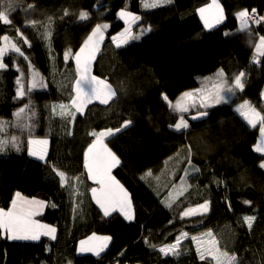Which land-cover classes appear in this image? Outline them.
<instances>
[{
	"label": "trees",
	"instance_id": "trees-1",
	"mask_svg": "<svg viewBox=\"0 0 264 264\" xmlns=\"http://www.w3.org/2000/svg\"><path fill=\"white\" fill-rule=\"evenodd\" d=\"M142 1L0 0V10H7L8 3L18 8L10 14V24L0 21V39L7 36L20 47L31 70L47 85L17 100L18 72L9 63L0 70V121L10 122L2 139L18 135L11 123L19 105L30 100L35 112L28 121L33 124L31 137L26 132L19 150L9 144L0 151V208L7 211L19 192L44 201L46 207L36 218L57 228L54 241L44 236L39 241H9L0 232V264H213L201 260L192 246L178 255H162L159 248L172 244L181 232L193 235L221 229L227 252L240 264H264V168L260 167L264 155L255 151L259 126H248L236 112L245 101L259 109L264 85V56L259 57V65L252 62L257 40L250 31H239L236 14L255 9L264 16V0H218L225 19L210 29L199 15L209 0H169L150 10L142 8ZM123 10L139 17L135 29H149L116 48L111 37L124 28L117 17ZM81 12L88 18L80 20ZM100 23L109 27L92 74L107 81L117 95L108 105L92 103L83 114L77 113L66 133L53 111L54 103L68 102L73 95L76 70L72 57L65 61L64 54L70 50L74 56ZM258 33L264 36V21ZM221 70L229 84L244 72L243 90L230 95V103L208 109L203 120L193 121L185 114L189 127L175 130L179 114L169 103L185 92H195L201 78ZM65 93L70 98L65 99ZM259 112L264 115V110ZM125 120L132 123L105 143L120 160L112 175L129 194L131 221L119 213L103 217L91 196L75 206L68 192V186H83L84 154L94 140L90 133L121 128ZM27 136L49 141L46 161L28 154ZM172 157L178 160L173 172H166L169 176L176 171L181 179L179 171L189 166V160L199 171L189 178L193 187L168 207L165 193L155 192L146 177ZM53 169L64 171L68 184L62 186ZM167 174L165 179L177 183V176ZM206 200L207 214L180 218L188 207ZM245 216L256 217L251 229L245 226ZM93 233L111 237L106 250L99 256L77 254L78 242Z\"/></svg>",
	"mask_w": 264,
	"mask_h": 264
},
{
	"label": "snow or ice",
	"instance_id": "snow-or-ice-1",
	"mask_svg": "<svg viewBox=\"0 0 264 264\" xmlns=\"http://www.w3.org/2000/svg\"><path fill=\"white\" fill-rule=\"evenodd\" d=\"M161 2H167V0H161ZM156 3H145V7H156ZM32 7V5H29ZM7 10H0V21L4 24H10V14L18 10L17 6L12 3H8L6 6ZM201 18L204 21L206 28H213L215 25L222 23L225 19L223 8L221 7L218 0H212L206 7L199 9ZM67 14V13H66ZM119 17L124 19L126 23L138 20L139 17L134 16L130 12L121 11ZM80 20L88 18V13L81 12L79 14ZM236 18L239 22L241 29H246L251 23L259 25L264 21V16L257 18L256 10L252 9L251 14L248 10L240 11L236 14ZM35 23V22H34ZM109 25L107 23L97 24L93 29L92 33L88 36L87 40L84 41L79 51L73 54L71 51H67L64 54V59L67 61L69 57H72L76 65V79L73 86V95L71 96V102L69 104H60L53 106V111H56V107H59V115L61 117H70L72 121L75 120L76 114H83L85 108L92 104L94 101H98L102 105H108L110 101L116 97L117 93L113 90L112 86L105 80L92 74V65L96 59V54L100 50V45L105 39L104 33ZM19 32V30H17ZM23 38L24 44H29L26 37H23V33H19ZM51 36V33H47ZM139 37H133L129 28L115 36H112V42L115 43L116 47L119 48L122 45H126L131 39H138ZM4 45L0 46V70L5 69L7 66L3 62L6 55L10 53H16L19 57H23L24 60H28L25 53L15 43L9 40V37H3ZM30 46V44H29ZM256 51L254 60H258L259 57L264 56V36L259 37V42L255 46ZM19 71V69H18ZM24 73L21 71V77ZM34 74L31 81L29 82L27 93H31L36 89L46 88V84L41 77L37 79ZM245 76L244 72H240L234 77V83L229 84L224 79V72L221 70L216 74V82L213 84L211 89L201 88L195 92H185L182 97L176 101L175 105L169 103V107L174 112L179 114V120L174 125L175 130L187 129L189 127L188 119H185V114H190L191 109H195V114H190L189 119L203 120L209 115L208 109L220 105L228 104L230 100L229 95H235L237 89L243 90L244 83L242 78ZM18 85L16 91V99L22 100L26 96L25 85L21 78L16 81ZM227 94V95H226ZM167 100V97H164ZM191 101V103H189ZM236 111L244 118V120L251 127L255 128L257 124L260 125L259 132L261 142L255 147V151L264 153V115L256 111L248 101L240 104ZM31 112L29 116L27 113ZM16 117L15 123H11V127L18 129L21 133L27 130L29 136L32 135L33 124L28 121L32 120L35 116L31 101L19 108L14 113ZM132 121L125 120L121 128H108L103 131H93L90 133L94 137L92 143L89 144L84 156H85V168L87 169L88 178L94 181L98 187L92 188V199L102 212L103 217L109 218L113 213H119L124 219L131 221L133 219L132 204L128 192L124 187L111 175V170L120 164V160L115 153L108 148L105 143L106 139L113 136L115 132H119L122 128H127ZM10 122L0 121V133H4ZM20 143L19 137L12 135L11 139H0V151H4L9 144L12 147H16L19 150L18 145ZM49 141L47 139H36L29 138L27 140L28 154L36 157L41 161H46L47 157V145ZM191 170L198 172L199 169L195 168L189 160ZM261 168H264V163H261ZM55 171L56 176L59 177L60 184L66 185L69 182L68 177L64 171ZM189 175V170H184V177L181 178V182L185 183V177ZM78 179V178H77ZM179 192V195H183V191ZM171 197V193L169 194ZM245 204H249V201H245ZM45 202L39 200H28L21 196L19 192L16 193L15 199L12 200V206L5 211L0 208V232L6 233L7 238L10 240H26V241H39L42 236L48 237L50 240L57 239V228L51 225L41 224L35 219L34 216L40 213V210L44 208ZM171 203L168 207H171ZM51 207L55 208L56 204H52ZM210 202L205 201L204 203L198 204L196 207H188L181 213V219L185 217L203 216L208 213ZM256 219L255 216L243 217L244 223L249 229L252 228L253 221ZM207 237V245L203 243V238ZM188 233L181 232L176 237L175 244H166L159 248V252L164 255L179 254L176 252L182 239H187ZM191 239L197 243V251L200 254L201 260L205 259L206 256H211L215 260L216 264H240L235 255H229L226 251H220L217 247L218 241L213 236L211 230L203 233L201 237L192 236ZM111 240L110 236H97L93 233L87 240L80 241L79 252H92L99 256L108 247ZM154 247V246H153ZM71 264V262H69Z\"/></svg>",
	"mask_w": 264,
	"mask_h": 264
},
{
	"label": "rangeland",
	"instance_id": "rangeland-1",
	"mask_svg": "<svg viewBox=\"0 0 264 264\" xmlns=\"http://www.w3.org/2000/svg\"><path fill=\"white\" fill-rule=\"evenodd\" d=\"M168 2H169V0H167V2H161V0H143L142 2H141V6H142V8L143 9H145V10H149V9H153V8H156V7H159V6H163V5H166V4H168ZM145 3H156V7H145ZM209 3H210V0H209ZM208 3V4H209ZM207 6V5H206ZM205 6V7H206ZM124 11V10H123ZM251 11V10H250ZM250 11H248V12H250ZM125 12H127V11H125ZM120 13V12H119ZM119 13L117 14V17L124 23V28L121 30L122 32L125 30V28H129L130 29V31L133 29V32H137L136 34H135V36L136 37H140L141 35H142V33H146L148 30L147 29H149V28H136L135 29V27H132V26H135V23H134V21H132V22H129V23H126L125 22V20L124 19H121L120 17H119ZM251 14V13H250ZM134 15V14H133ZM134 16H136V15H134ZM100 24H104V23H100ZM221 24V23H220ZM239 24V22H238V20H237V25ZM260 25V24H259ZM96 27V26H95ZM94 27V28H95ZM93 28V29H94ZM93 29L91 30V32L89 33V35L92 33V31H93ZM134 29H135V31H134ZM238 29H239V26H238ZM106 31V30H105ZM121 31L119 32V33H121ZM240 31V30H239ZM245 31H247V30H245ZM248 31H250V33H251V36H252V30H251V28H250V26H248ZM132 32V33H133ZM139 32H142V33H139ZM242 32V31H241ZM88 35V36H89ZM88 36H87V38H88ZM104 36H105V33H104ZM3 37H5V36H2L1 37V39H0V46H3L4 45V40H3ZM253 37V36H252ZM87 38H86V40H87ZM254 39H256L257 40V42H256V44L259 42V37L257 36V37H253ZM9 40L12 42V43H14L10 38H9ZM49 41V40H48ZM103 43V42H102ZM102 45V44H101ZM101 45H100V48H101ZM123 46H125V45H122L121 47H123ZM120 48V47H119ZM47 49L49 50V53H51V48H50V45H49V43H47ZM79 51V50H78ZM77 51V52H78ZM100 51V50H99ZM98 54V53H97ZM97 54H96V56H97ZM49 55H51V54H49ZM254 55H255V52H254ZM3 62L5 63V65L7 66V64L9 63V64H11L12 65V67L18 72V78H21L22 79V82L24 83V85H25V91H26V93H27V88H28V85H29V82L31 81V79H32V77H33V75L34 74H36L33 70H31V68L29 67V65H28V63H27V60H24V58L23 57H19L18 56V54H16V53H10V54H8V55H6L5 56V58H4V60H3ZM73 62H74V67H75V70H76V65H75V61H74V59H73ZM252 62L253 63H255L256 65H259V58H258V60H254V56H253V59H252ZM94 63V62H93ZM53 67H54V63H53ZM18 69H19V71H18ZM21 71L24 73V75H23V77H21ZM214 77V76H213ZM17 78V79H18ZM36 78H37V76H36ZM208 78H210V77H208ZM38 79V78H37ZM76 79V78H75ZM17 81V80H16ZM200 81V80H199ZM215 81H216V79L214 78V79H211V81H209L208 83H206V82H204L203 83V85H200V87H199V89H201V88H206L208 85L209 86H213V84L215 83ZM244 80L242 79V82H243ZM234 83V82H233ZM233 83H231V84H233ZM74 86V85H73ZM17 88H18V85H17ZM263 88H264V85H263ZM263 88H262V90H263ZM207 89H209V88H207ZM73 90V89H72ZM239 90V89H238ZM262 90H261V92H262ZM240 91V90H239ZM192 92H194V91H192ZM261 92H260V95H259V98H260V101H261ZM27 95H28V93L26 94V96L25 97H27ZM64 95V97H65V99H68V98H70V94H68V93H65V94H63ZM24 97V98H25ZM182 97V96H181ZM180 97V98H181ZM179 98V99H180ZM230 98H231V96L229 95L228 96V99L230 100ZM71 99V98H70ZM70 99L68 100V102H64L63 100L61 101H58V102H56V103H54L53 104V106H58V105H60V104H69L71 101H70ZM178 99V100H179ZM70 101V102H69ZM111 102V101H110ZM109 102V103H110ZM189 102H191V101H189ZM93 103H99L98 101H94ZM175 103H176V101L174 102V103H171L172 105H175ZM243 104V103H242ZM25 104H21V105H19V107H18V109H17V111L19 110V108H21V107H23ZM251 105V104H250ZM253 108H255V109H257V107H255L254 106V104L253 105H251ZM238 107V106H237ZM237 107H236V109H237ZM259 107H260V105H259ZM86 109V108H85ZM258 110V109H257ZM16 111V112H17ZM85 111V110H84ZM192 111H194V109H191L190 110V112H192ZM59 112H60V109H59V107H56V111H55V115L58 117V118H60V120H61V126L63 127V129L66 131V133H67V127L69 126V123L71 124V118L70 117H61L60 115H59ZM237 112V111H236ZM27 115H31V112H29V113H27ZM15 121H16V117L14 118V121H13V123H15ZM178 122V121H177ZM176 122V123H177ZM175 123V124H176ZM174 124V125H175ZM174 125H173V128H174ZM249 126V125H248ZM256 126H259V128H260V125H256ZM175 129V128H174ZM183 130H186V129H182V130H179V131H183ZM13 131L15 132V133H17L18 135V137H19V140H20V142H22V140H23V138L24 137H26V132H27V130H25L23 133H21L18 129H16V128H14L13 127ZM178 131V130H177ZM65 133V134H66ZM30 137L29 136H27V138H25L26 139V144H27V140L29 139ZM0 139H2V133H0ZM37 139V138H36ZM41 139H43V138H41ZM259 139H260V137H259ZM261 142V141H260ZM259 142V143H260ZM15 148V147H14ZM19 148V147H18ZM48 148H49V143H48V145H47V153H48ZM109 148V147H108ZM110 149V148H109ZM112 151V150H111ZM27 152H28V145H27ZM86 152V151H85ZM113 152V151H112ZM262 155H264V153H261ZM48 155V154H47ZM177 155H181V152L180 153H178ZM34 158H36V157H34ZM37 159V158H36ZM177 157H174V160H173V157L171 158V159H169L168 161H166L165 163H163L162 164V166H161V168L159 169V171L158 172H156V173H154V174H152V175H149V176H147L146 177V182L148 181V183L150 182V186L152 187V189L155 191V192H163V193H165V201H166V203L167 204H169V203H171L174 199H177L178 197H180V196H182V195H179V192L181 191V190H183V189H185L186 188V190L185 191H183V194L184 193H186L189 189H191L193 186H192V180H190L189 178L191 177V174L193 175V174H195V172L194 171H192L191 170V167H190V165L188 166V164H186V166H187V168L186 169H188L189 170V175L187 176V177H185V183H182L181 182V179L179 178V176L181 177V174H176V171H175V175L174 176H177V178H176V180H177V183H172L173 182V178L172 179H165V176H166V172L169 170L170 172H173V168H175V167H173V164H176V162H177ZM85 156H84V161H83V167H84V181H83V186H78L77 184H73L71 187H69L68 186V192L72 195V197L70 198V200H72V202H74V205L75 206H78L79 205V203L80 202H87L88 201V197H90V195H91V187H90V185H96V183L94 182V181H92V180H90L89 178H88V175H87V169L85 168ZM178 165H176V167H177ZM115 168V167H114ZM113 168V169H114ZM112 169V170H113ZM182 169V168H181ZM112 172V171H111ZM179 172H181L182 173V176L184 177V170H181V171H179ZM173 176V174L171 175V176H169L168 174H167V177H174ZM179 178V179H178ZM172 183V184H171ZM171 193V197H170V194ZM22 196V195H21ZM15 197H16V194H15V196H14V199H15ZM24 197V196H23ZM26 199H28V200H32L31 198H27V197H25ZM33 200H36V199H33ZM92 202L94 203V205L98 208V206L95 204V202H94V200L92 199ZM46 205V204H45ZM11 206H12V202H11ZM46 207V206H45ZM45 207L44 208H42L41 210H40V213L45 209ZM98 210H99V208H98ZM101 212V211H100ZM39 213V214H40ZM102 213V212H101ZM38 214V215H39ZM38 215H36V216H34L33 217V219H35L36 221H38L37 220V216ZM244 221V220H243ZM39 223H41L40 221H38ZM41 224H43V223H41ZM245 226L248 228V226L245 224ZM209 230H207V231H203V232H201V233H198V234H193V235H190V234H188V238L187 239H182L181 240V242H180V244H179V246L177 247V249H176V252H178V253H181L182 251H183V249L184 248H187V247H190V246H192V248L194 249V251L196 252V254H197V256H199V258H200V254L198 253V251H197V243H196V241H193L192 239H191V237L192 236H197V237H201V235L203 234V233H206V232H208ZM221 231L222 232H220L219 230H217V231H212V233H213V236L216 238V240L218 241V244H217V247L220 249V251H226L227 252V250H228V244L225 242V240H224V234H223V229H221ZM5 234V233H4ZM92 235V234H91ZM90 235V236H91ZM97 235V234H96ZM180 235V234H179ZM178 235V236H179ZM90 236H88V237H90ZM97 236H100V235H97ZM6 237H7V235H6ZM43 237V236H42ZM88 237H86V238H84V239H82V240H85V239H87ZM48 238V237H47ZM8 239V238H7ZM49 239V238H48ZM9 241H21V242H28V241H26V240H10V239H8ZM80 242V241H79ZM78 242V243H79ZM207 242H208V238L207 237H204L203 238V243L205 244V245H207ZM176 243V239H175V241L172 243V244H175ZM106 250V249H105ZM104 250V251H105ZM103 253V252H102ZM101 253V254H102ZM78 254V253H77ZM162 255H164L163 253H161ZM170 254H172V253H170ZM80 255V254H79ZM84 255V254H83ZM97 256V255H96ZM205 259L206 260H210L213 264H216V262H215V260H213L212 259V257L211 256H206L205 257Z\"/></svg>",
	"mask_w": 264,
	"mask_h": 264
},
{
	"label": "crops",
	"instance_id": "crops-1",
	"mask_svg": "<svg viewBox=\"0 0 264 264\" xmlns=\"http://www.w3.org/2000/svg\"><path fill=\"white\" fill-rule=\"evenodd\" d=\"M211 2H212V0H210V3H211ZM210 3H209V4H210ZM156 8H157V7H156ZM153 9H155V8H153ZM149 10H150V9H149ZM199 15H200V13H199ZM200 18H201V15H200ZM236 19H237V18H236ZM201 20H202V22H203V24H204V21H203L202 18H201ZM138 22H139V19L134 21L135 26L138 24ZM135 26H132V27H135ZM238 26H239V24H238ZM209 29H210V28H209ZM147 30H148V29H147ZM239 30H240V31H245V30L248 31V28H246V29H241L240 26H239ZM121 32H122V31H121ZM132 32H133V29L131 30V34H133ZM117 34H119V33H117ZM117 34H116V35H117ZM114 36H115V35H114ZM111 41H112V39H111ZM112 44L114 45V47H116V45H115L114 42H112ZM116 48H117V47H116ZM255 51H256V48H255L254 52H255ZM214 78L217 79L216 75H215L214 77H210V78H201L200 81H199V82H200V85H203L204 82L208 83L209 81H211V79H214ZM215 82H216V81H215ZM206 88L211 89L212 86H209V85H208ZM73 94H74V93H73ZM226 95H227V94H226ZM114 98H115V97H114ZM114 98H113V99H114ZM70 101H71V99H70ZM70 101H69V102H70ZM189 103H191V102H189ZM194 110H195V109H194ZM259 110H264V88H263V90H262V92H261L260 107H259L258 110L256 109V111L259 112ZM192 113H195V112H193V111L190 112V114H192ZM78 114H80V113H78ZM238 114H239V113H238ZM239 116L244 120V118H243L240 114H239ZM244 121H245V120H244ZM245 122H246V121H245ZM246 123H247V122H246ZM247 124H248V123H247ZM257 125H259V124H257ZM249 126H250V125H249ZM250 127H251V126H250ZM260 141H261V137H260L258 143H259ZM258 143H257V144H258ZM111 171H112V170H111ZM111 175H112V172H111ZM112 176H113V175H112ZM95 187H98V185H97V184H96V185H95V184L92 185L91 189H92V188H95ZM90 196H91V198H92V193H91ZM13 199H14V197H13ZM32 200H33V199H32ZM94 202H95V201H94ZM10 207H11V205H10ZM10 207H9V208H10ZM132 211H133V207H132ZM6 235H7V234H6ZM87 239H88V238H87ZM87 239H85V240H87ZM79 248H80V242H79L78 245H77V253H78V254H80V255H83V254H84V255H85V254H90V255L96 256V255H95L94 253H92V252H84V253H81V252H79Z\"/></svg>",
	"mask_w": 264,
	"mask_h": 264
},
{
	"label": "built area",
	"instance_id": "built-area-1",
	"mask_svg": "<svg viewBox=\"0 0 264 264\" xmlns=\"http://www.w3.org/2000/svg\"><path fill=\"white\" fill-rule=\"evenodd\" d=\"M251 12H252V10L249 13H251ZM256 16H257V18H259V16L257 15V12H256ZM249 26H250V28L252 30V36L253 37H257V36L260 37V35L258 33V30L260 28V25H257L255 23H251Z\"/></svg>",
	"mask_w": 264,
	"mask_h": 264
},
{
	"label": "bare ground",
	"instance_id": "bare-ground-1",
	"mask_svg": "<svg viewBox=\"0 0 264 264\" xmlns=\"http://www.w3.org/2000/svg\"><path fill=\"white\" fill-rule=\"evenodd\" d=\"M257 12V11H256ZM257 15H258V13H257Z\"/></svg>",
	"mask_w": 264,
	"mask_h": 264
}]
</instances>
